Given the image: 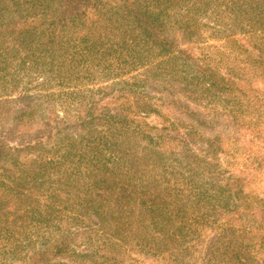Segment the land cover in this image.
I'll list each match as a JSON object with an SVG mask.
<instances>
[{
	"label": "trees",
	"instance_id": "trees-1",
	"mask_svg": "<svg viewBox=\"0 0 264 264\" xmlns=\"http://www.w3.org/2000/svg\"><path fill=\"white\" fill-rule=\"evenodd\" d=\"M0 264H264V0H0Z\"/></svg>",
	"mask_w": 264,
	"mask_h": 264
},
{
	"label": "rangeland",
	"instance_id": "rangeland-1",
	"mask_svg": "<svg viewBox=\"0 0 264 264\" xmlns=\"http://www.w3.org/2000/svg\"><path fill=\"white\" fill-rule=\"evenodd\" d=\"M201 30L197 31L199 33H197V35H195L194 37H192V40L196 39L200 44H199V48L198 45L196 47L197 52L200 55H205L209 52H211L212 50H209L206 44H213L216 43L214 36H216V32L215 30L212 28V26L209 25H203L201 26ZM208 42V43H206ZM152 120H154V117L151 118ZM6 122V120H5ZM2 124V123H1ZM10 125H12V121H10ZM2 126V125H1Z\"/></svg>",
	"mask_w": 264,
	"mask_h": 264
}]
</instances>
